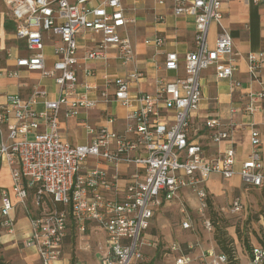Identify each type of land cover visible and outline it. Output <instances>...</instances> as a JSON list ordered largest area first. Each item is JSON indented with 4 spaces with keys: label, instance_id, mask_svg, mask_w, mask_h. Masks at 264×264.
<instances>
[{
    "label": "built area",
    "instance_id": "built-area-1",
    "mask_svg": "<svg viewBox=\"0 0 264 264\" xmlns=\"http://www.w3.org/2000/svg\"><path fill=\"white\" fill-rule=\"evenodd\" d=\"M90 1L0 0V40L3 22L8 20L13 25V38L31 51L16 56L14 66L5 69V74L19 77L22 67L39 71L42 77L53 78L59 88L55 99L37 88L27 100L10 94L0 104V155L12 180L10 190H1L0 229L13 233L15 212L21 208L31 224L23 244L35 250L41 264H57L73 231L83 235L90 225L105 235L97 252L102 264H152L146 248L155 242L148 240L147 232L163 206L178 202L182 227L191 229V214L185 206L188 194H193L198 208L204 210L212 175L224 179L239 175L248 188L264 187L261 132L251 128L252 150L240 169L236 168L232 141L234 120L206 119L212 142H228L216 158L208 157L205 146L192 135V117L203 99L202 71L214 67L218 78L233 79L236 70L233 39L222 26L225 0H153L156 6L164 7L171 1L175 17L194 19L196 47L183 58L176 51H167L158 69L178 73L183 66L184 74L174 78L159 75L153 91H139L136 97L131 95L132 86L145 79L147 71L139 67L127 32L128 25L136 22L125 7L128 0H101L98 6H90ZM154 16L163 21L167 13L155 11ZM213 23L222 27L211 44ZM86 32L94 35L95 43L81 53L79 38ZM48 41L55 56L51 65L45 53ZM145 43L161 47L164 38L156 35ZM113 52L119 64L128 69L125 75L106 72ZM7 58L13 59L10 50ZM263 62L264 49L248 54L253 79H260ZM100 70L102 88L94 80ZM233 86H241V82L233 80ZM92 92L97 98L90 96ZM41 98L44 108L38 110L35 105ZM263 99L264 89L250 93L242 112L252 115L263 109L257 105ZM100 102H116L126 108L123 128L105 112L97 127L83 120L92 136L89 142L65 140L60 131L62 112L66 118L79 120ZM103 164L112 166L114 172ZM120 165L132 170L122 172ZM232 208L243 209L240 197L233 200ZM206 227L212 228L210 221ZM169 250L174 255L172 264H231L230 255L213 246L202 248L194 258L177 242H172ZM74 264L86 263L80 259ZM248 264H264V244L253 245Z\"/></svg>",
    "mask_w": 264,
    "mask_h": 264
},
{
    "label": "crops",
    "instance_id": "crops-1",
    "mask_svg": "<svg viewBox=\"0 0 264 264\" xmlns=\"http://www.w3.org/2000/svg\"><path fill=\"white\" fill-rule=\"evenodd\" d=\"M101 2V0H91L89 4L90 6H98ZM170 2L168 1L167 6L164 7L156 6L153 0L124 1L125 7L128 9V15L136 18L135 23L128 25L127 32L134 42L139 67L147 71V77L132 86V97H136L139 91H153L156 77L159 75L174 78L184 74L183 66L178 73L158 69V65L163 64L167 51H176L183 58L187 52L194 50L196 47L194 19L188 15L175 17L171 13ZM223 10L224 18L222 26L230 32L233 39L234 51L236 53V70L233 79L218 78L214 67H209L202 71L203 99L200 109L192 117V135L205 146L208 157L216 158L225 151L228 147V142H212L210 137L211 130L206 126V119L209 117H220L227 121L230 119L234 120L235 126L232 129V141L237 153L236 168L240 169L242 162L252 150L250 141V130L252 127L261 132V148L264 155V99L259 100L257 103L263 109L256 111L252 115L242 112L248 95L264 89V62L259 80L251 77L248 68V54H257L264 49V2L259 0H225ZM155 11L167 13L166 19L156 21L154 16ZM222 26L217 23L211 25L209 32L211 44L215 41ZM12 35L13 25L8 20H5L3 22V38L0 40V104L4 103L10 94H20L27 100L37 88L45 89L48 93L47 98H57L58 85L53 78L42 77L39 71H29L22 67L19 69V77H10L5 74V69L14 66L16 56L28 55L31 52L22 41L15 40ZM156 35L164 38V44L161 47H157L155 43H151V45L145 43L146 39H153ZM93 38L94 35L89 32L80 36L81 53L94 46L95 42ZM9 50L12 52L13 59L7 58V51ZM45 53L47 63L51 65L55 56L53 55L52 45L49 41L45 48ZM111 55L113 58L111 60V67L106 72L112 76L125 75L128 69L121 66L114 58L115 52ZM97 64L101 67L100 62ZM90 65L95 66L96 63H91ZM101 71L99 76L94 79L99 88H102L104 83L101 76L103 72ZM233 80L240 81L241 86L234 87ZM260 80L263 83H260ZM90 96L95 99L97 98V93L92 92ZM39 101L35 107L38 110H42L44 108L43 99L41 98ZM231 109H235V112H232ZM105 112L112 114L116 118L117 127L123 128L127 112L126 108L116 102L110 104L100 102L95 108L87 111V113H82L79 120L66 118L62 112L60 131L63 138L74 144L89 142L92 136L88 134L83 120L87 119V123L92 127H97L103 123ZM44 129L45 126L42 124L41 130ZM103 166L107 167L111 173L114 172V169L109 164H103ZM119 170L124 172L126 170L130 171L132 168L120 165ZM212 177L214 178L211 180ZM219 177L221 176L216 174L211 176L207 183L208 189H210V186L219 184ZM229 180V186L235 189H243L244 187L246 192L249 189H261L246 187L239 175H235ZM11 184L10 169L5 164H2L0 155V191L2 189L10 190ZM15 218L16 225L13 233L9 234L0 229V244H8L12 246L13 250L17 249V251L15 250L18 254L16 261L19 264H41L35 250L27 248L23 244V239L31 229L29 217L21 208H17ZM262 223L264 225V220ZM70 260L71 254L66 250L65 243L64 253L57 264H71ZM99 262L102 264L101 259L96 256L93 257L91 253L85 256L86 264H99Z\"/></svg>",
    "mask_w": 264,
    "mask_h": 264
},
{
    "label": "rangeland",
    "instance_id": "rangeland-1",
    "mask_svg": "<svg viewBox=\"0 0 264 264\" xmlns=\"http://www.w3.org/2000/svg\"><path fill=\"white\" fill-rule=\"evenodd\" d=\"M218 182L219 184L208 189V205L202 211L197 206L196 197L188 194L185 206L191 214L193 225L191 229L182 227L183 215L178 202L169 203L160 209L147 232L148 240L155 242L153 246L146 248V254L152 264L173 263L174 255L169 250L172 242L182 245L184 252L194 258L202 248L213 246L220 251L219 239L233 249L230 255L231 264L249 263L251 254L248 245L253 247L264 243L262 189H249L247 192L244 187L235 189L229 186V179L222 177H219ZM236 197H240L243 202L241 211H234L232 208V202ZM207 221L212 225L210 230L206 227ZM104 238L105 235L93 225H90L83 235L73 231L66 241V250L71 254V264L80 259L85 262L88 253L99 258L97 252ZM87 245H90L89 249H85ZM189 245H193V249H189ZM15 250L8 244H0V256L5 263L19 264L16 261L18 254ZM191 264L198 263L193 261Z\"/></svg>",
    "mask_w": 264,
    "mask_h": 264
},
{
    "label": "trees",
    "instance_id": "trees-1",
    "mask_svg": "<svg viewBox=\"0 0 264 264\" xmlns=\"http://www.w3.org/2000/svg\"><path fill=\"white\" fill-rule=\"evenodd\" d=\"M261 189H262V194H263V196H264V187L261 188ZM263 244H264V243H263ZM218 245H219V248H220V251H221V252H224V253H227V254H229V255H232V251H233V249H232L231 247H229L227 243H224L222 240L219 239V241H218ZM248 247H249V249H250V254H251V253H252V247L249 246V245H248ZM0 264H8V263H5V262L3 261V259L0 257Z\"/></svg>",
    "mask_w": 264,
    "mask_h": 264
}]
</instances>
